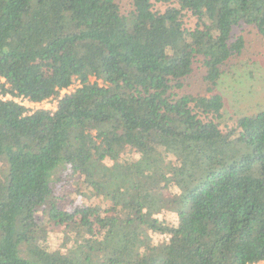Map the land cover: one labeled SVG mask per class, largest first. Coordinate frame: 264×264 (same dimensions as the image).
Wrapping results in <instances>:
<instances>
[{
  "label": "trees",
  "instance_id": "trees-1",
  "mask_svg": "<svg viewBox=\"0 0 264 264\" xmlns=\"http://www.w3.org/2000/svg\"><path fill=\"white\" fill-rule=\"evenodd\" d=\"M244 26L264 0H0V94L57 101L0 99V264H264V110L230 127L217 90ZM75 175L111 208L61 209Z\"/></svg>",
  "mask_w": 264,
  "mask_h": 264
},
{
  "label": "rangeland",
  "instance_id": "rangeland-1",
  "mask_svg": "<svg viewBox=\"0 0 264 264\" xmlns=\"http://www.w3.org/2000/svg\"><path fill=\"white\" fill-rule=\"evenodd\" d=\"M123 9L128 10L127 1H121ZM190 23L193 20H188ZM235 35L242 36L246 40V48L242 55L235 57L230 63L223 67L225 72L217 90L224 96L225 100V124L232 127L238 117L243 115H251L264 110V40L258 31L252 27H241L235 29ZM193 78L188 84L195 91H205L207 83L204 81L205 70L197 64ZM0 82L2 83L1 79ZM77 82L75 86H79ZM2 95L0 94V99ZM13 99V98H8ZM56 101L46 104L47 108L55 105ZM140 157L134 149L128 148L122 158L137 160ZM109 162L108 164H111ZM64 166L58 167V173L62 175ZM61 175H58L60 177ZM57 191L59 195L58 205L63 210L72 211L76 206H99L103 210L111 208L110 201L96 195L92 189L88 188L81 176L68 183L58 184ZM164 195L168 199H173L177 195H181L178 186L165 190ZM126 202V199L123 200ZM178 215L171 211H165L158 218L166 224H173ZM153 245L162 242L164 238L155 233H151ZM64 233L59 228L50 230L48 234V248L52 252L64 253L62 247Z\"/></svg>",
  "mask_w": 264,
  "mask_h": 264
},
{
  "label": "built area",
  "instance_id": "built-area-1",
  "mask_svg": "<svg viewBox=\"0 0 264 264\" xmlns=\"http://www.w3.org/2000/svg\"><path fill=\"white\" fill-rule=\"evenodd\" d=\"M1 81H2V83L5 82L3 79H1ZM71 91H74V86H72L69 89H66V90L62 91L61 95L65 94V93H68V92H71ZM9 97L13 98L11 96H6V97L2 96L1 99L6 100ZM13 100L15 102L21 104L22 106L26 107L27 109H29L30 113L33 112V111L39 110V109L55 111L56 110V104H57V101L55 100L56 101L55 105L53 107H51V108H47L46 104H48L51 101H54V99L46 100V101L41 102V103H34V102L29 101L26 98H13Z\"/></svg>",
  "mask_w": 264,
  "mask_h": 264
}]
</instances>
